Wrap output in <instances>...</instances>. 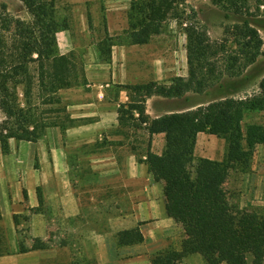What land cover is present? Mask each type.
I'll list each match as a JSON object with an SVG mask.
<instances>
[{
  "label": "trees",
  "instance_id": "obj_1",
  "mask_svg": "<svg viewBox=\"0 0 264 264\" xmlns=\"http://www.w3.org/2000/svg\"><path fill=\"white\" fill-rule=\"evenodd\" d=\"M19 1L29 15L27 21L15 18L5 4L0 5L2 154L8 153L9 140L36 143L47 128L64 131L77 125L67 115L59 92L85 83L75 54L62 55L58 51L56 34L67 26L56 19L54 0ZM210 1L225 12L226 18H237L224 30L233 37L232 43L240 55L228 58L227 80L221 75L214 78V65L209 60L225 47L211 42L202 26L189 23L195 14L188 16L185 0H131L126 13L125 39L129 45L148 44L171 20L184 25L186 37V79L175 77L169 84L118 86L129 97V103L120 104L117 109L118 131L124 139L138 131L148 136L139 146L129 144L130 150L137 162L147 166L153 181L163 183L166 214L181 225L184 233L178 251L170 249L154 255L151 264H177L193 254L202 256L206 264H260L264 257V217L235 214L224 192L232 165L247 170L256 147L264 145V125L243 122L246 113L264 112V76L258 92L243 98L233 96L237 92L233 79L254 67L261 56L262 40L256 23L264 16V0L255 1L254 12L249 10V0ZM116 38L106 33L96 43L100 59L110 60ZM215 87L222 90V96L194 109L155 119L145 113V102L152 96L181 99L188 93L205 95ZM159 133L164 134V149L157 155L151 152L150 144L152 136ZM199 133L224 141L222 161L195 159ZM117 240L119 245L129 246L141 243L143 237L134 228L119 232ZM39 245L32 248L38 249Z\"/></svg>",
  "mask_w": 264,
  "mask_h": 264
},
{
  "label": "crops",
  "instance_id": "obj_2",
  "mask_svg": "<svg viewBox=\"0 0 264 264\" xmlns=\"http://www.w3.org/2000/svg\"><path fill=\"white\" fill-rule=\"evenodd\" d=\"M54 2L67 23L74 6L82 9L76 32L69 22L56 34L60 54L77 52L72 37L102 36V40L107 33L126 38L131 0ZM160 36L145 45H129L126 39L115 43L109 61L98 56L100 40L83 44L85 83L59 92L67 115L77 125L64 131L47 128L36 143L9 140L8 153L0 150V264H151L152 256L180 249L183 230L166 214L163 183L153 181L129 147L139 146L148 136L138 131L124 139L118 131L117 109L129 103L127 92L118 86L187 78L185 47L172 49L173 56H158L157 47L151 45ZM187 96H152L145 102V113L155 119L199 106H170ZM211 136L197 135L194 156L199 142ZM163 149L164 134H154L151 152L160 155ZM31 150L37 167L25 156ZM82 161L85 171L79 167ZM134 228L143 241L119 245L117 234ZM35 239L38 249L32 248ZM177 264L206 263L193 254Z\"/></svg>",
  "mask_w": 264,
  "mask_h": 264
},
{
  "label": "rangeland",
  "instance_id": "obj_3",
  "mask_svg": "<svg viewBox=\"0 0 264 264\" xmlns=\"http://www.w3.org/2000/svg\"><path fill=\"white\" fill-rule=\"evenodd\" d=\"M256 0H249V10L254 12ZM55 3V2H54ZM5 4L7 11L10 15L21 20H29V15L27 14L24 6L19 0H0V5ZM184 9L189 11L187 14L192 16L189 23L193 22L199 24L204 29H206L207 34L211 42H215L219 47L221 44L225 47L224 50L219 51L216 55L211 57L209 60L214 65V78L220 75L227 80L228 73L226 70V62L231 56H239L237 47L232 43L233 37L230 34H225L224 30L229 28L232 24L237 22V18L229 15L228 18L225 17V12L219 7L214 6L210 0H185ZM71 10V9H70ZM74 11H70V23L75 26L74 31L79 27V12L81 13V8L79 6H74L72 8ZM128 10V9H127ZM261 10V8H260ZM56 11V8H55ZM60 11V10H59ZM56 11V19L58 22L63 23L66 20H62V13ZM58 13V14H57ZM127 13V11H126ZM258 25L259 36L262 40L261 56L257 59V63L254 67L249 68L242 76H237L234 78L236 83L237 92L233 94L234 98H243L245 95H250L259 91V83L264 76V16H260ZM188 23V21H187ZM188 23V24H189ZM184 27V25H183ZM183 27L179 26L176 21L171 20L168 22L161 31V36L156 37L153 40L151 46H155V53L158 56L165 57L167 54L173 56V51L181 44V46L186 47V37L183 33ZM75 31V32H76ZM101 31L98 32L101 35ZM102 36L94 37H72L71 40L77 44V52L75 53L77 62L82 64L84 55L83 44L91 43L95 44L97 40H100ZM124 36H117L115 42H124ZM82 52V53H81ZM84 53V54H83ZM132 55V54H130ZM176 54L174 55L175 59ZM244 60L242 59L240 63L242 64ZM239 62L235 67H239ZM234 67V68H235ZM236 68V70H237ZM241 67L239 68V70ZM238 71V70H237ZM175 78V77H174ZM186 79V78H185ZM222 90L214 88L207 91V94H193L188 93V96L180 102L173 103L171 107H182L189 106L193 107L200 103L209 102L213 98H219L222 95ZM61 96V95H60ZM63 105V103H62ZM3 120V115L0 112V122ZM244 125L246 124H263L264 125V112H249L246 113L244 118ZM211 136V135H210ZM69 155V154H68ZM225 155V144L220 138L214 136L207 137L203 142H199L197 147L195 159L198 158H208L215 161H222ZM29 157L30 163L33 167H37V159L35 150H31L25 154ZM70 160V158H69ZM83 162V163H82ZM79 166L83 171H85L86 162L82 161ZM70 164V163H69ZM71 173V172H70ZM225 197L228 203L233 207L235 214L245 213L251 215H258L264 217V145L257 146L247 170L243 171L238 167L232 165L229 169L227 180L224 185ZM36 210L33 209L34 212ZM26 220V219H24ZM184 233H182V238ZM32 245L39 244V239H35ZM38 242V243H37ZM33 247V246H32ZM224 264V263H223ZM260 264H264V257Z\"/></svg>",
  "mask_w": 264,
  "mask_h": 264
}]
</instances>
